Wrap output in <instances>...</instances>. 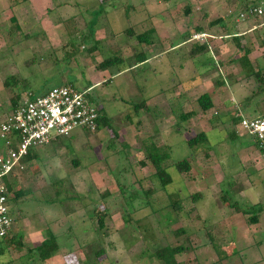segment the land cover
Listing matches in <instances>:
<instances>
[{
  "label": "rangeland",
  "instance_id": "obj_1",
  "mask_svg": "<svg viewBox=\"0 0 264 264\" xmlns=\"http://www.w3.org/2000/svg\"><path fill=\"white\" fill-rule=\"evenodd\" d=\"M248 1L0 0V121L15 97L96 85L86 97L110 125L34 149L8 202L21 242L2 244L0 264H158L151 254L165 246L183 248L180 264H264V159L231 123L264 113V27L227 15ZM196 27L203 41L192 39ZM149 28L150 46L138 44ZM196 43L206 48L191 56ZM137 51L157 57L133 66ZM111 56L125 62L98 70ZM196 77L205 79L194 85ZM202 94L212 104L204 112ZM142 102L148 110L133 111ZM199 133L205 140L188 147ZM150 144L169 153L164 187L145 157ZM184 159L189 169L179 173L173 164ZM49 233L57 250L41 261L25 236L41 242Z\"/></svg>",
  "mask_w": 264,
  "mask_h": 264
},
{
  "label": "built area",
  "instance_id": "obj_2",
  "mask_svg": "<svg viewBox=\"0 0 264 264\" xmlns=\"http://www.w3.org/2000/svg\"><path fill=\"white\" fill-rule=\"evenodd\" d=\"M235 23H249L251 28L264 27V0L237 11H228ZM205 34L192 39L203 41ZM87 90L55 86L39 95L26 94L0 121V242L10 236L13 218L8 207L16 175L25 168L29 150L47 145L57 138L69 137L76 131L95 132L98 110L86 97ZM238 128L251 139L264 159V113L242 117Z\"/></svg>",
  "mask_w": 264,
  "mask_h": 264
},
{
  "label": "trees",
  "instance_id": "obj_3",
  "mask_svg": "<svg viewBox=\"0 0 264 264\" xmlns=\"http://www.w3.org/2000/svg\"><path fill=\"white\" fill-rule=\"evenodd\" d=\"M11 2H16V1H26V0H8ZM259 0H249L248 2H246L245 4H243L241 7H239V10H242L244 8H246L248 5H253L254 3L258 2ZM237 9V10H238ZM220 23L219 21L217 22H213V24H218ZM196 32H200L201 29L196 27L195 28ZM154 30L153 28H149L147 31L136 35L135 39L136 42L138 44L141 45H145V46H150L151 42H152V34H153ZM131 35V31L129 32ZM238 38H236V36L233 37V41L236 44V46L238 47V49H242V47L240 46V44L238 43ZM206 44L205 43H201V44H194L192 46V49L190 51V55H196L198 53H201L205 50ZM247 53V50H244L243 55L245 56V54ZM146 53L144 51H140V52H135L134 56H133V66L139 65L141 63H143L147 57H146ZM124 60H122L119 56H111L108 58L103 59L98 65L97 68L98 70H106L108 68H111L115 65L120 66L123 63ZM125 62V61H124ZM244 65L246 66L247 63H245V61H243ZM121 69H119L118 71H120ZM247 75L249 76H253L257 82H259L261 80V77L259 76V72H253L252 70H249L248 72H246ZM110 80V79H108ZM257 89L260 90V86L258 84ZM77 90V89H76ZM45 92V91H44ZM89 102H93L90 98H88ZM199 108L201 109V111H207L208 109H210L212 107V104L210 102V99L208 97L207 94H202L200 95L197 100H196ZM17 100L16 97L14 99L11 100V108H14L17 105ZM132 108L133 111H137L140 108H143L145 110H148V108L146 106H144V102L142 103H137V104H132ZM97 107V106H96ZM98 110V120H97V127H96V131H98L99 129H103V128H107L109 129V124H108V118L107 116H105L102 112L101 109H99L97 107ZM188 115L190 114H184L181 115L180 118L182 120H184L186 117H188ZM241 116L240 115H236L232 118L231 123L232 125H237L240 121ZM229 134V132H228ZM112 136L117 138L118 135L116 132L112 133ZM205 140V135L204 133H199L196 134L193 138H190L189 140L186 141V144L188 145V147H195V145L202 143ZM32 150H29L27 152V155L24 158V163H26V161H30V160H34L37 159L36 158V154L35 152ZM144 150H145V157L146 160H148V162L151 164V166L154 169V173L153 175L157 178V180L159 181L160 186L164 187L166 185H168L171 182V179L169 178V175L166 173L165 171V166L162 165L164 161L169 159V153H167L164 150H161V148L156 147L154 144H150L149 146H144ZM72 163L74 165H76V162L72 161ZM173 167L176 169L177 172H186L189 169L188 163L187 161L184 159L182 161H178L175 162L173 164ZM25 169V168H24ZM11 186H8L7 189L8 191H10ZM22 192L16 190L14 192V199L22 197ZM195 199L198 197V194L194 195ZM225 199V200H224ZM223 201H227V198H222ZM230 206H232L233 208H236V210L238 212H240L241 214H245L247 213L245 210H241L239 207H235V204H229ZM251 209L249 210V213H251V216H249L248 220L250 221V223L254 224L256 222V213L255 211H257L259 209V205H252L250 207ZM95 216H96V222L98 225V229L103 228V218H104V214L102 212H95ZM0 243H6V244H15L16 247H19L20 244V237H14V236H8L5 237ZM57 250V245L55 243V239L54 236L49 233V236L47 239L43 240L40 242L39 245H37L35 248H33V251H35L34 253H36V256L39 260L44 261L47 260L55 251ZM4 251L3 247H0V254H2ZM183 251V248L181 246H176V247H169V246H165L162 247L156 251H154L151 254L152 259H154L155 261L158 262V264H180L179 262H177L174 258L175 255L181 253ZM101 252V251H100ZM96 255L100 254L99 251L95 253Z\"/></svg>",
  "mask_w": 264,
  "mask_h": 264
},
{
  "label": "crops",
  "instance_id": "obj_4",
  "mask_svg": "<svg viewBox=\"0 0 264 264\" xmlns=\"http://www.w3.org/2000/svg\"><path fill=\"white\" fill-rule=\"evenodd\" d=\"M242 24H243V25H246V24L248 25L249 23H242ZM250 25H251V24H250ZM197 33H198V32H197ZM200 33H202V32L200 31ZM177 47H178V46H177ZM177 47H176V48H177ZM203 52H204V51H203ZM162 53L165 54V53H166L165 50H164ZM159 56H161V54H159L158 57H159ZM146 57H147V56H146ZM155 57H157V56H155ZM155 57H154V55H152V56H149L148 58H149V60H150V59H151V60H154ZM148 58H147V59H148ZM147 59H146V60H147ZM144 62H145V61H144ZM139 65H140V64H139ZM179 67H180V66H179ZM121 71H122V70L118 71L117 73H119V72H121ZM204 79H205V78L199 79V78L196 77V78L191 79L190 81H192L194 85H198V84H201V82H203ZM96 83H97V82H96ZM92 86H96V85H92ZM92 86L89 85V86L85 87L84 90H87V88L92 87ZM46 90H47V89H46ZM46 90H44V91H46ZM44 91H42L41 93H43ZM41 93H40V94H41ZM244 137H245V136H244ZM51 143H52V142H51ZM33 151H34V150H33ZM33 161H34V160L26 161L25 166H28L29 163H31V162H33ZM11 236H14V237H15V235H13L12 233H10V237H11ZM35 237H36L35 234H31V235L29 234L28 237L25 236V240H28V241H30L31 244H33L32 246H30V248H32V250H33V248H35L37 245L40 244L39 241H38V242L35 241V239H36ZM20 242H21V239H20ZM21 245H22V244H21ZM23 245H24V244H23ZM1 246H2V243H0V247H1ZM21 247H22V246H21ZM21 247H20V248H21ZM23 248H24V247H23ZM3 252H4V251H3ZM20 254H21V252H20ZM22 254H24V253L22 252Z\"/></svg>",
  "mask_w": 264,
  "mask_h": 264
}]
</instances>
